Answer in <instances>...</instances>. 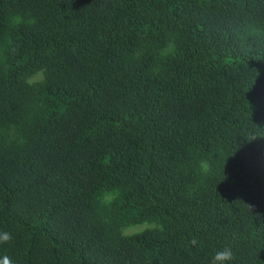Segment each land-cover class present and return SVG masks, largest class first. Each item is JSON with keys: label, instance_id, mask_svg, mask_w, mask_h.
<instances>
[{"label": "trees", "instance_id": "16d2710c", "mask_svg": "<svg viewBox=\"0 0 264 264\" xmlns=\"http://www.w3.org/2000/svg\"><path fill=\"white\" fill-rule=\"evenodd\" d=\"M3 233L0 264H264V0H0Z\"/></svg>", "mask_w": 264, "mask_h": 264}, {"label": "clouds", "instance_id": "9594fccd", "mask_svg": "<svg viewBox=\"0 0 264 264\" xmlns=\"http://www.w3.org/2000/svg\"><path fill=\"white\" fill-rule=\"evenodd\" d=\"M16 22H19L20 17L17 15L15 17ZM10 233L0 234V242H8L11 240ZM234 258L233 252L230 247H226L222 250H218L212 257L211 264H227L228 261H231Z\"/></svg>", "mask_w": 264, "mask_h": 264}, {"label": "rangeland", "instance_id": "374dc122", "mask_svg": "<svg viewBox=\"0 0 264 264\" xmlns=\"http://www.w3.org/2000/svg\"><path fill=\"white\" fill-rule=\"evenodd\" d=\"M139 229H141V227H137V228H135V230H139Z\"/></svg>", "mask_w": 264, "mask_h": 264}]
</instances>
